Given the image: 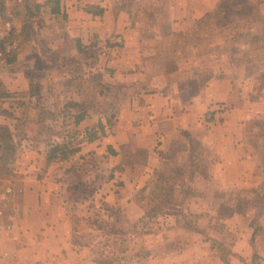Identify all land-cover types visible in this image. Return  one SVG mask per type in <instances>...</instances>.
Here are the masks:
<instances>
[{
	"label": "rangeland",
	"instance_id": "374dc122",
	"mask_svg": "<svg viewBox=\"0 0 264 264\" xmlns=\"http://www.w3.org/2000/svg\"><path fill=\"white\" fill-rule=\"evenodd\" d=\"M37 4L36 0H0V12H12L15 15V24L17 22L18 25L24 26L22 42L17 44L16 52L23 46L19 62L27 64V69L36 65L42 72L37 79L38 99L53 104L61 96L63 99L58 101L65 104V107L46 109L44 112L36 110L34 116L39 118V121L44 118L47 123L34 125L31 133L40 131L41 126H47L51 131V137L46 139L48 151L51 145L62 147L66 143L71 144L73 148L79 147V152L85 148L87 158H80V162L76 161L78 164L75 165H80L77 169L83 170H80L82 172L77 179L69 180L81 184L80 188L75 185L76 189H79L73 193L75 201H79L77 198L83 195L92 201L96 200L90 212L88 211L90 218L94 219L93 223L90 220L87 226H80L84 227L87 236L95 242L98 250L100 249V264H130L138 258L144 262L150 258L159 262H179L189 260V257L190 260L207 257L209 262L218 256L232 259L227 254L229 247L226 242L220 240V234L222 232L221 235L228 240L234 239L235 232L230 231L235 230V222L225 219L231 215L235 216L237 208L236 212L244 213L247 223L252 224V220H255L256 227L264 224V188L256 192V195H251V200L243 197L245 200L239 205H235L233 193L228 194L225 200H219L213 198L212 190L204 192L205 189L202 191V201L199 205L194 193L190 211L195 202L199 207L193 206L194 212L197 209L213 212L217 210L222 216L221 219H224L216 222H208L206 219L200 221L199 216L203 214L198 215L191 211L192 217L188 220L195 229L186 228L179 207L167 195V188L175 181L191 182L192 175L194 181L198 180L195 176L197 171L194 169L200 166L204 149L198 145L199 132L194 128L181 133L176 148H173L175 150L169 149L171 153L166 151L167 155L163 158L165 161L161 159L162 163L157 162L160 167L157 173L145 182L135 196V200L147 214L146 220L141 224H134L129 219L123 221L117 212L104 207L103 195L94 197L95 194H100L99 189H102L103 182L111 174L105 173L102 168H106L107 163L103 159L104 153L100 150L102 147L106 150L108 140L113 142L112 138L119 130L115 117L120 111L119 105L122 104L121 94H127L131 89L125 88V84H134L135 81L128 79L125 83L122 74L118 72L121 70V63L128 68L134 66H131L133 63L130 64V60L129 65L125 63L128 60L120 61L118 57L123 54L121 58H125V55L136 50V46L125 50L124 41H121L120 36L108 40L102 33V39L97 38L85 47L89 48L88 50H79L75 40L76 34L65 26L62 17L51 18L48 10L37 11ZM103 4L108 8L107 13L111 11L112 17L118 22L121 18L138 29L139 34L132 31V36L139 37L143 42V51L140 53L148 52L146 64L142 62L144 69L148 75H158L152 77L149 82L153 85H164L169 89L168 95L173 103L187 100L188 104L191 98L200 95L209 100L212 97L206 113L200 120L208 122L210 128L223 124L225 129H231L228 122L232 119L240 124L245 123L244 133L249 135L247 142L255 148L256 154L264 164V0H215L212 7L209 5L211 9L203 19L188 22L179 32L172 31L168 20V10L172 7L173 0H103ZM98 8L99 10L94 11L90 8V11L100 12L98 15L101 16L104 9L102 10L100 5ZM119 9L126 11L121 13ZM115 12L121 13V16ZM32 14L35 15L31 17ZM115 14H118V19ZM99 19L97 18V23L104 22V19L102 22ZM112 23L114 22L111 20L109 25L102 26L111 27L114 25ZM27 61L29 62L26 63ZM62 71L65 74L59 76ZM161 74L162 77L159 76ZM218 83L223 85L218 86ZM232 86L234 87L231 88ZM203 88H208V92L201 94L200 90ZM228 92L234 97L230 98ZM78 97L82 105L71 101ZM87 102L89 108L85 105ZM73 104H76L75 107ZM87 112H91L95 117L107 115L103 125L104 134L101 135L98 125L95 127L99 135L96 141L100 147L99 155L94 148L86 145L88 142L76 141L81 138L78 134H82L80 129H76L77 117ZM28 142L20 144L22 148L21 151L15 152L16 158L24 159L23 155L28 158L29 156L25 155L27 152L23 150L32 148L33 151L40 146L37 140ZM175 151L176 154H173ZM91 152L97 154V158L93 157ZM9 154V149L0 148V181L3 183L8 180L15 183L14 169L8 167ZM10 158L13 159L11 155ZM213 160V157H208L205 163ZM182 162H186L185 165ZM167 181H170L169 184ZM193 190L200 192L197 188ZM203 200L207 201L209 206H203ZM105 216L111 218L107 219ZM169 216L173 218L168 221ZM200 228L204 231L201 237L197 236ZM211 231L219 232L216 235L218 239L208 235L207 232ZM88 232L96 235L90 236ZM107 235L110 237L109 241L106 239ZM214 242H219L220 246ZM124 249L126 260L118 261L121 260ZM233 260L235 261V258ZM256 262L264 264L258 258L255 259Z\"/></svg>",
	"mask_w": 264,
	"mask_h": 264
},
{
	"label": "crops",
	"instance_id": "0c3cea01",
	"mask_svg": "<svg viewBox=\"0 0 264 264\" xmlns=\"http://www.w3.org/2000/svg\"><path fill=\"white\" fill-rule=\"evenodd\" d=\"M44 1L36 0L38 4H43ZM214 1L173 0L172 7L168 10V20H170L172 31L179 32L188 22L203 19ZM99 5L102 10L104 9L103 16L90 11V8H93V11L99 10ZM59 7V14H53L48 7L42 6L41 9L48 10L51 18L62 17L65 26L76 34L75 40H77L79 50H88L89 48L85 47L97 38L102 39V33L104 37H108V40L120 36L121 41H124L125 50L136 46V50L125 55V58H121L123 54L118 57L120 61L128 60L126 64H129L130 60V64L133 63L131 66H134L128 68L121 63V70L118 72L122 74L125 83L128 79L135 81L134 84H125V88L131 89L127 94L124 92L121 94L122 104L119 105V113L115 115L119 130L112 138L113 142L108 140L106 150L103 147L100 150L104 153L103 159L107 163L106 168L104 166L102 168L105 173L111 174L103 182L102 189H99L100 194H95L94 197L103 195L105 208H111L112 211L117 212L123 221L129 219L134 224H141L145 221L147 214L140 203L135 200V196L143 188L145 182L157 173V169L160 168L157 162L162 163L161 159L167 155L166 151L176 148V142L181 138V133H185V130L189 128L190 130L194 128L199 132L198 145L204 149L200 157V166L194 169L197 171L195 176L198 180L194 181V175H192L191 182L183 180L186 187L188 185L192 189H199L200 192H195L196 203L200 205L204 189V192L212 190L213 198L221 200H225L228 194L233 193L235 205H239L245 200L243 197L251 200L253 199L251 195H256V192L264 188V164L256 154L255 148L247 142L249 135L244 133L245 123L240 124L232 119L228 122L231 129H225L223 124L210 125V128L208 122H202L200 118L206 113L212 97L209 100L200 95L191 98L188 104H186L187 100L173 103L168 95L169 89H166L164 85H153L149 82L152 81V77L158 75H148L147 70L144 69L143 65L146 64L145 59L148 52L140 53L143 51V42L139 37L132 36L133 32L139 34L138 29L133 25L130 26L129 21L125 23L121 18H119L120 22L114 19L111 11L107 13L108 8L104 6L103 0H59ZM119 10L124 13L125 9ZM97 18H100L101 22L104 19V22L97 23ZM106 18L108 22L112 20L114 25L102 26L110 24L106 22ZM115 18L118 19V14H115ZM22 27L24 26L16 22V29L8 38L13 44V50L11 54L0 58V148L11 151L8 167L14 169L15 183H12V180L7 182L15 187L18 196L9 209L11 222L5 223L0 220V264H100L101 257L98 254L100 249L98 250L95 242L87 236L84 227L80 226V224L87 226L90 220L93 223L94 219L90 218L88 211L90 212L96 200L92 201L83 195L77 198L79 201H75L73 193L79 190L75 185L80 188L81 184L69 180L77 179L79 173L82 172L80 170L83 169H77L80 165H75L80 162V158H87L85 148L65 161L49 160L46 139L51 137V131L47 129V126H41L40 131L31 133L34 125L47 123L44 118L39 121V118L34 116L33 113L36 110L44 112L46 109L65 107V104L58 101L61 96L57 97L58 99L56 98L53 104L44 99H38L37 82L39 80L37 79L42 72L36 65L27 69V64L19 62L23 46L19 47L16 52V46L22 42L23 38ZM63 74L65 73L62 71L59 76ZM220 85L223 84L218 83V86ZM207 89H201L200 93H207ZM228 94L230 98L234 97L230 92ZM71 101L80 104L79 97ZM76 104H73L74 107ZM85 105L87 107L89 103ZM81 115L82 119L76 123V129H80L83 133L99 123L104 125L107 116L101 114L95 117L91 112ZM20 129L23 130L22 133ZM35 140L40 142L37 149L23 150L27 152L25 155H28V158L24 155V159L16 158L17 153L15 152L21 151V143L26 141L30 143ZM97 143L95 141L86 145L94 148L99 155L100 147ZM171 150H169L170 153ZM139 151L147 152L145 161L136 158ZM97 154L91 152L93 157ZM173 154H176V151ZM208 157L210 159L213 157L214 160L206 164L205 160ZM179 167L182 168V166ZM0 185L4 183L0 181ZM196 203H193L191 211L194 214L204 215L199 216L200 221L206 219L208 222H216L221 219L222 216L217 213V210L213 212L197 209L194 212L193 206L199 207ZM202 205L206 207L209 203L203 200ZM236 209L235 216L231 215L225 219L235 222V230L230 231L235 232L234 239L228 240L221 235L222 232L220 234V240L223 243L226 242V246L229 247L227 252H230V257H232V259H227L228 262H225L222 256H218L210 262L207 257L195 260H190L191 257H189V260L179 262H159L154 258L144 262L138 258L130 264H258L255 263L256 258L264 263V224L256 227L255 220H252V224L247 223L244 213L236 212ZM105 218L110 219L111 216H105ZM172 218L169 216L168 221ZM198 230L200 234L198 232L195 234L201 237L204 231L201 228ZM207 233L218 239L216 235L219 232ZM88 235L94 236L96 233L88 232Z\"/></svg>",
	"mask_w": 264,
	"mask_h": 264
},
{
	"label": "trees",
	"instance_id": "16d2710c",
	"mask_svg": "<svg viewBox=\"0 0 264 264\" xmlns=\"http://www.w3.org/2000/svg\"><path fill=\"white\" fill-rule=\"evenodd\" d=\"M42 6L48 7L53 14H59L60 13L59 0H45L43 4H37L36 5V10L39 11ZM92 13H96V15L100 14V12H92ZM34 15L35 14H32L31 16H34ZM81 116L82 115L77 117L76 123H79V121L82 119ZM98 127H99V130L101 132V135L104 134L103 124L99 123ZM96 130L97 129L95 127L90 128V129H86L84 133L82 132V134H78L79 136L81 135V138L76 140V141H79V143H83V142L92 143V142L97 141L99 139V135L96 132ZM79 149H80L79 147L73 148V146H71V144H69V143L62 145V147L60 145L54 144V145L50 146V149L48 152V154H49L48 159L49 160L54 159L55 161H60V159H66V158L73 156L74 154L78 153L80 151ZM146 156H147L146 151H139L136 155V158L145 161ZM170 181H167L168 184ZM194 193H195L194 190L191 187H189L188 185L186 187L183 181H180V182L175 181L174 183H170L168 185V188H167V195H169V197H171L174 200V202H176L177 206L179 207V210L181 212V218L184 221V226L186 228L193 229V230L195 229V227H193V225H191V222L188 219H190V217H192L190 215V212H191L190 211V204L192 203V198L194 196ZM150 218L152 219V217H150ZM106 239H107V241H109V239H110L109 235L106 236ZM214 244L220 245L219 242H214ZM122 254H123V256L120 257L121 260H118V261L122 262V261L126 260V258L124 257V254H126L125 249L122 250ZM227 254L231 255L230 252H227ZM118 259H119V257H118ZM128 259H131V258H128ZM222 259L225 262H228L225 256H222ZM119 264H122V263H119ZM123 264H126V262H124Z\"/></svg>",
	"mask_w": 264,
	"mask_h": 264
},
{
	"label": "built area",
	"instance_id": "2783aa9c",
	"mask_svg": "<svg viewBox=\"0 0 264 264\" xmlns=\"http://www.w3.org/2000/svg\"><path fill=\"white\" fill-rule=\"evenodd\" d=\"M16 29L15 15L12 12L6 14L0 13V58L11 54L13 44L8 40L10 34ZM15 187L8 183L0 185V220L5 223L11 222L9 213L10 207L15 203L17 198Z\"/></svg>",
	"mask_w": 264,
	"mask_h": 264
}]
</instances>
